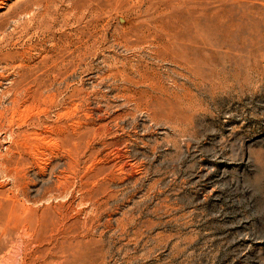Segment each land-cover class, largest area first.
<instances>
[{"label": "rangeland", "instance_id": "rangeland-1", "mask_svg": "<svg viewBox=\"0 0 264 264\" xmlns=\"http://www.w3.org/2000/svg\"><path fill=\"white\" fill-rule=\"evenodd\" d=\"M49 1L0 0V264H264V0Z\"/></svg>", "mask_w": 264, "mask_h": 264}, {"label": "bare ground", "instance_id": "bare-ground-1", "mask_svg": "<svg viewBox=\"0 0 264 264\" xmlns=\"http://www.w3.org/2000/svg\"><path fill=\"white\" fill-rule=\"evenodd\" d=\"M50 1H51V0H50ZM50 1H49V2H50ZM55 1H56V0H55ZM64 1H65V0H64ZM89 1H91V0H89ZM93 1H94V0H93ZM118 1H119V0H118ZM73 2H74V1H73ZM76 2H77V1H76ZM87 2H88V1H87ZM64 3H66V1H65ZM64 3H63V4H64ZM80 3H81V2H80ZM119 3H120V2H119ZM158 3H159V2H158ZM67 4H69V3H67ZM146 4H147V3H146ZM49 5H51V4H49ZM71 5H72V4H71ZM82 5H83V4H82ZM147 5H148V4H147ZM47 6H48V5H47ZM87 6H88V5H87ZM93 6H97V8H99V9L102 10V3H101V0H95ZM48 7H49V6H48ZM71 7L74 8V5L71 6ZM71 7H70V8H71ZM111 7H112V6H111ZM83 8H84V7H83ZM91 8H92V7H91ZM144 8H145V7H144ZM51 9H52V8H51ZM80 9H81V8H80ZM86 9H87V8H86ZM67 10H69V9H67ZM70 10H71V9H70ZM72 10H73V9H72ZM91 10H92V9H91ZM93 10H95V9H93ZM93 10H92V11H93ZM104 10H105V9H104ZM83 11H84V9H83ZM162 11H163V10H162ZM49 12H50V11H49ZM85 12H86V11H85ZM94 12H97V11H94ZM109 12H110V11H109ZM70 13H71V12H70ZM74 13H75V12H74ZM97 13H98V12H97ZM131 13H132V12H131ZM26 14H27V13H26ZM90 14H91V13H90ZM135 14H136V13H135ZM94 15H95V14H94ZM80 16H81V15H80ZM90 16H91V15H90ZM95 16H96V15H95ZM97 16H98V15H97ZM128 16H129V15H128ZM35 17H36V16H35ZM33 18H34V17H33ZM36 18H37V17H36ZM86 18H87V17H86ZM94 18H95V17H94ZM28 19H29V18H28ZM68 19H69V18H68ZM125 19H126V18H125ZM86 20H87V19H86ZM69 21H70V20H69ZM41 22H42V21H41ZM159 23H160V22H159ZM157 26H158V25H157ZM97 29H98V28H97ZM106 34H107V33H106ZM148 34H149V33H148ZM150 35H151V34H150ZM103 36H104V35H103ZM146 36H147V35H146ZM78 38H79V37H78ZM95 38H96V37H95ZM85 40H86V39H85ZM82 43H83V42H82ZM95 43H96V42H95ZM95 46H96V45H95ZM112 46H114V45H112ZM127 48H128V47H127ZM161 49H162V48H161ZM133 50H134V49H133ZM98 51H99V49H98ZM131 70H132V69H131ZM135 71H136V70H135ZM122 73H123V72H122ZM131 74H132V73H131ZM134 74H135V73H134ZM135 77H136V76H135ZM140 78H141V77H140ZM11 82H12V81H11ZM21 82H22V81H21ZM123 82H124V81H123ZM125 83H126V82H125ZM20 84H21V83H20ZM58 84H59V83H58ZM128 84H129V83H128ZM22 85H24V84H22ZM36 85H37V84H36ZM39 85H40V84H39ZM52 85H54V84H52ZM123 85H124V84H122L121 86H123ZM1 86H2V85H1ZM57 86H58V88H60L59 85H57ZM26 87H27V86H26ZM26 87H25V88H26ZM38 87H39V86H38ZM46 87H47V85H46ZM49 87H52V86L49 85ZM119 87H120V86H119ZM123 87H124L125 90H128V88H127L126 86H123ZM28 88H30V87L28 86ZM47 88H48V87H47ZM23 89H24V88H23ZM30 89L32 90V88H30ZM33 89H34V87H33ZM50 89H51V88H50ZM60 89H61V88H60ZM26 90L28 91L29 89H26ZM42 90H43V88H42ZM45 90H46V89H45ZM55 90H56V89H55ZM125 90H124V91H125ZM20 91H21V90H20ZM38 91H40V90L36 89V90H32V91L27 92V93H28V94L26 93L27 96L25 95L27 98H26V99H25V98H22V99H23L22 101H24V102H23V104H24L23 106H26L25 103H26V104L29 103L30 99H34V100H35V99L37 98V97H36L37 94L40 95V93H41V92L38 93ZM47 91H48V89H47ZM47 91H46V93H47ZM58 91H59V89H58ZM0 92H1V90H0ZM50 92H51V91H50ZM50 92H49V93H50ZM52 92H53V91H52ZM54 92H55V91H54ZM54 92H53V93H54ZM60 92H61V91H60ZM19 93H20V92H19ZM120 93H121V92H120ZM50 94H51V93H50ZM50 94H49V95H50ZM125 94H126V93H125ZM1 95H2V94H1ZM15 95H16V94H15ZM18 95H22V94L20 93V94H18ZM46 95H47V94H46ZM52 95H53V94H52ZM43 96H44V95H43ZM47 96H48V95H47ZM118 96H119V95H118ZM120 96H122V95H120ZM16 97H17V96H16ZM22 97H24V94H23ZM10 98H11V97H10ZM17 98H18V97H17ZM48 98H49V96H48ZM1 99H2V98H1ZM14 99H15V98H14ZM55 99H56V98H55ZM11 100H12V98H11ZM51 100H52V99H51ZM78 100H79V99H78ZM78 100H77V101H78ZM1 101H4V100H1ZM12 101H13V100H12ZM35 101H36V100H35ZM53 101H54V100H53ZM10 102H11V101H9V104H8V103H7V104L10 105ZM37 102H38V101H37ZM63 102H65V101H63ZM66 102H68V101H66ZM79 102H81V101L79 100V101H78V104H75V105L80 106L81 104L79 105ZM1 103L4 104V102H1ZM17 103H18V104H17ZM20 103H22V102H20L19 98L16 99V100H14V101L12 102L11 107H9V108H11V109H10L11 112H12L11 114L14 115V114H16V111L18 112V111L21 109V108H20V106H21ZM30 103H32V102H30ZM38 103H39V102H38ZM38 103H37V104H38ZM45 103H46V102H45ZM82 103H83V102H82ZM7 104H6V106H7ZM83 104H84V103H83ZM126 104H127V102H126ZM129 104H131V103H129ZM4 105H5V104H4ZM28 105H29V104H28ZM34 105H35V102H34L33 104L29 105L28 108H27V106H26L25 108H27V109H33V108H34ZM39 105H40V104H39ZM44 105H45V104H44ZM60 105H62V104L60 103ZM63 105H64V103H63ZM72 105H73V104H72ZM72 105H70V106H72ZM18 106H19V109L17 110ZM23 106H22V108H23ZM37 106H38V105H37ZM37 106H36V108L39 110V113H38L37 111H35V112H37L38 114H41V115H42V113H43L44 116H46L45 114H46L47 112H44V107L41 109V107H37ZM47 106H48V105H47ZM57 106H58V105H57ZM66 106H67V105H66ZM70 106H68V107L70 108ZM133 106H134V105H133ZM0 107H1V106H0ZM3 107H5V106H3ZM64 107H65V105H64ZM80 107H81V106H80ZM80 107H79V108H80ZM6 108H7V107H6ZM54 108H55V107H54ZM59 108H60V106H59ZM66 108H67V107H66ZM75 108H76V106H75ZM46 109H47V108H46ZM67 109H68V108H67ZM72 109H73V108H72ZM72 109H71V110H72ZM81 109H82V108H81ZM0 110H1V109H0ZM5 110H7V109H5ZM34 110H35V109H34ZM48 110H49V109H48ZM50 110H51V109H50ZM57 110H58V109H57ZM77 110H78V109H77ZM82 110H83V109H82ZM1 111H2V110H1ZM1 111H0V112H1ZM25 111L27 112V110H25ZM30 111H31V110H30ZM30 111H28V112H30ZM51 111H52V110H51ZM61 111H62V110H61ZM66 111H67V110H66ZM80 111H81V110H80ZM3 112L5 113V111H3ZM8 112H9V110H8ZM20 112H21V111H20ZM31 112H32V111H31ZM31 112H30V114H31ZM62 112H63V111H62ZM64 112H65V111H64ZM64 112H63V113H64ZM6 113H7V112H6ZM6 113H5V114H6ZM9 113H10V112H9ZM22 113H23V112H22ZM56 113H57V112H56ZM59 113H60L59 115H58V114L56 115L58 118H59V117H62L61 112H59ZM70 113L72 114V112H70ZM70 113H69V114H70ZM73 113H74V112H73ZM32 114H33V112H32ZM35 114H36V113H35ZM65 114H66V113H65ZM0 115H2V114L0 113ZM7 115H9V114L7 113ZM7 115H6V116H7ZM21 115H23V114L20 113V116H21ZM33 115H34V114H33ZM33 115H32V117H33ZM3 116H5V115L3 114ZM6 116H5V117H6ZM14 116H15V115H14ZM14 116H13V117H14ZM17 116H18V115H17ZM20 116H19V117H20ZM69 116H71V115H69ZM73 116H74V115H73ZM11 117H12V116H11ZM65 117H66V116H65ZM65 117H64V118H65ZM8 118H10V116H9ZM8 118H7V119H8ZM14 118H15V117H14ZM17 118H18V117H17ZM17 118H15V119H17ZM20 118H21V117H20ZM24 118H25V117H24ZM64 118H62V119H64ZM72 118H73V117H72ZM1 119H2V121H4V120L7 121L6 118L3 120V117H2ZM42 119H44V118H42ZM42 119H41V117L39 116V117H37L36 119H32V118H31L30 120H26V119H24L25 121H23V123L19 122V123H21V124L19 125V129H20V131L23 129V130L21 131V135L23 136V140H24V139H27V138H34V137H35V138H36V137H37V138H38V137L40 138V135H41L40 129H41V127H42V129H43V123H44V122H42ZM46 119H47V118H46ZM59 119H60V118H59ZM68 119H70V118H68ZM9 120H10V119H9ZM19 120H20V119H19ZM19 120H18V121H19ZM60 120H61V119H60ZM65 120H66V119H65ZM65 120H64V121H65ZM10 121H12V120H10ZM10 121H9V122H10ZM13 121H14V120H13ZM16 121H17V120H16ZM18 121H17V122H18ZM21 121H22V120H21ZM57 121H58V120H57ZM66 121H67V120H66ZM68 121H69V120H68ZM70 121H72V120H70ZM4 122H5V121H4ZM7 122H8V121H7ZM45 122H46V121H45ZM72 122H73V121H72ZM74 122H75V121H74ZM15 123H16V122H15ZM53 123H54V122H53ZM61 123H63V122H61ZM61 123H60V126H61ZM3 124H4V123H3ZM9 124H10V123H9ZM46 124H47V122H46ZM49 124H50V123H49ZM55 124H56V123H55ZM55 124H54V125H55ZM70 124H71V123H70ZM6 125H7V124H6ZM50 125H51V124H50ZM50 125H49V126H50ZM54 125H53V126H54ZM64 125H65V124H64ZM64 125H62V126H64ZM72 125H73V124H72ZM56 126H58V125L56 124ZM1 127H2V126H1ZM25 127H26V128H25ZM58 127H59V126H58ZM64 127H65V126H64ZM68 127H69V126H68ZM4 128H5V127H4ZM11 128H12V129H11L10 134L12 135L13 138H15V136H16L17 134H19V133H18L16 130L13 129V126H12ZM14 128H16V126H15ZM17 128H18V127H17ZM51 128H52V127H51ZM51 128H50V129H51ZM54 128H56V127H54ZM7 129H8V128H7ZM62 129H63V128H62ZM3 130H4V129H3V127H2V130H1V131H3ZM45 130H46V129H45ZM52 130H53V129H52ZM67 130H68V129H67ZM4 131H5V130H4ZM8 131H9V129H8ZM18 131H19V130H18ZM56 131H57V130H56ZM61 131H62V130H61ZM65 131H66V129H65ZM65 131H64V132H65ZM89 131H92V129L89 130ZM50 132H52V131H50ZM92 132H93V131H92ZM0 133H2V132H0ZM44 133H46V132H44ZM60 133H61V132H60ZM66 134H67V133H66ZM7 135H8V134H7ZM44 135L47 136V134H44ZM44 135H43V136H44ZM54 135H55V134H54ZM56 136H57V135H56ZM60 136H61V135H60ZM64 136H65V135H64ZM44 137H45V136H44ZM65 137H67V136H65ZM48 138H49V137H48ZM16 139H17V138H16ZM68 139H69V136H68ZM68 139H67V141H68ZM2 140H3V139H2ZM19 140H20V138H19ZM37 140H39V139H37ZM60 140H61V139H60ZM64 140H65V139H64ZM12 141H13V140H12ZM20 141H21V140H20ZM27 141H28V140H27ZM27 141H25V142H27ZM30 141H31V140H30ZM30 141H29V143H30ZM40 141H42V140H40ZM40 141H39V142H40ZM65 141H66V140H65ZM2 142H4V141H2ZM5 142H6V141H5ZM33 142H35V141H33ZM57 142H58V140H57ZM15 143H16V142H15ZM29 143H28V144H29ZM31 143H32V142H31ZM35 143H36V142H35ZM37 143H38V142H37ZM41 143H42V142H41ZM41 143H40V145H43V144H41ZM50 143H51V141H50ZM3 144H4V143H3ZM20 144H21V143H20ZM28 144H27V145H28ZM44 144H45V143H44ZM10 145H11V143H10ZM27 145H26V146H27ZM40 145H39V146H40ZM51 145H52V144H51ZM53 145H54V143H53ZM55 145H56V144H55ZM23 146H24V144H23ZM39 146H38V147H39ZM57 146H58V145H57ZM9 147H10V146H9ZM9 147H8V148H9ZM29 147H31V146H29ZM42 147H46V146L44 145V146H42ZM55 147H56V146H55ZM59 147H60V146H59ZM6 148H7V147H6ZM17 148H18V147H17ZM33 148H34V147H33ZM46 148H48V147H46ZM56 148H57V147H56ZM31 149H32V148H31ZM51 149H52V147H51ZM58 149H60V148H58ZM1 150H2V149H1ZM10 150H11V149H10ZM22 150H23V149H22ZM26 150H27V149H26ZM28 150H29V149H28ZM36 150H37V149H36ZM38 150H39V149H38ZM38 150H37V151H38ZM45 150H47V149H45ZM48 150H49V149H48ZM13 151H14V150H13ZM17 151H18V149H17ZM23 151H25V150H23ZM60 151H61V150H60ZM60 151H59V153H60ZM63 151H65V150H63ZM63 151H62V152H63ZM8 152H9V151H8ZM29 152H30V150H29ZM44 152H45V151H44ZM66 152H67V151H65V153H66ZM16 153H17V152H16ZM19 153H20V152H19ZM31 153H32V152H31ZM34 153H35V151H34ZM34 153H33V154H34ZM41 153H42V152H41ZM41 153H40V154H41ZM46 153H48V151H47ZM56 153H57V152H56ZM59 153H58V154H59ZM12 154H13V153H12ZM35 154H36V153H35ZM43 154H44V153H43ZM51 154H53V151H52ZM58 154H57V155H58ZM3 155H4V154H3ZM5 155H6V153H5ZM5 155H4V156H5ZM10 155H11V154H10ZM10 155H9V157H10ZM24 155H25V154H24ZM49 155H50V152H49ZM59 155L61 156V154H59ZM62 155H64V154H62ZM67 155H68V152H67ZM7 156H8V155H7ZM7 156H6L5 158H7ZM26 156H27V155H26ZM39 156H40V155H39ZM42 156H43V155H42ZM70 156H71V155H70ZM13 157H14V156H13ZM31 157H32V156H31ZM47 157H48V155H47ZM11 158H12V157H11ZM27 158H28V157H27ZM29 158H30V157H29ZM37 158H38V157H37ZM50 158H51V157H50ZM0 159H1V157H0ZM7 159H9V158H7ZM33 159H34V158H33ZM5 160H6V159H5ZM49 160H50V159H49ZM53 160H54V159H53ZM3 161H4V160H3ZM38 161H39V160H38ZM40 161H41V160H40ZM40 161H39V163H40ZM47 161H48V160H47ZM50 161H51V160H50ZM4 162H5V161H4ZM4 162H3V163H4ZM33 163H34V162H33ZM35 163H36V162H35ZM1 164H2V163H1ZM33 165H34V164H33ZM37 165H38V164H37ZM47 165H48V164H47ZM0 166H1V165H0ZM11 166H12V164H11ZM11 166L8 165V167H11ZM15 166H16V165H15ZM8 167H7V168H8ZM5 168H6V167H5ZM13 168H14V167H13ZM37 168H38V167H37ZM37 168H36V169H37ZM53 168H54V167H53ZM9 169H11V168H9ZM16 169H17V167H16ZM65 170H66V169H65ZM3 171H4V170H3ZM5 171H7V170H5ZM14 171H15V170H14ZM67 171H68V170H67ZM67 171H65V172H67ZM0 172H1V171H0ZM20 172H21V171H20ZM69 172H70V171H69ZM4 173H5V172H4ZM12 173H13V172H12ZM60 173H61V172H60ZM14 174H15V172H14ZM61 174H62V173H61ZM3 175H4V174H3ZM6 175H7V177H8L9 174H6ZM10 175H11V174H10ZM10 175H9V176H10ZM58 175H59V174H58ZM63 175H64V174H63ZM65 175H67V174H65ZM69 175H70V173H69ZM69 175H68V176H69ZM16 176H17V175H16ZM60 176H62V175H60ZM12 177H13V176H12ZM66 178H69V177H66ZM14 179H15V178H14ZM18 179H19V177H18ZM64 179H65V178H64ZM12 180H13V179H12ZM56 180H57V178H56ZM59 180H61V179L59 178ZM59 180H58V181H59ZM17 181H18V180H17ZM53 181H54V180H53ZM61 182H62V181H61ZM50 183H51V181H50ZM53 183L55 184V182H53ZM57 183H58V182H56V184H57ZM59 183H60V182H59ZM59 183H58V185H59ZM58 185H56V186H58ZM60 185H61V184H60ZM18 186H19V185H18ZM64 187H65V186H64ZM63 189H64V188H63ZM67 189H68V188H67ZM49 191H50V190H49ZM60 191H61V189H60ZM53 192L55 193V191H53ZM66 193H67V192H66ZM58 195H59V194H58ZM60 195H61V194H60ZM96 201H97V200H96ZM63 220H64V219H63ZM61 221H62V220H61Z\"/></svg>", "mask_w": 264, "mask_h": 264}]
</instances>
